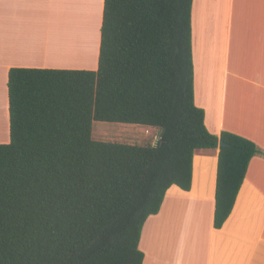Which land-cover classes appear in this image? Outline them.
<instances>
[{
    "label": "trees",
    "instance_id": "16d2710c",
    "mask_svg": "<svg viewBox=\"0 0 264 264\" xmlns=\"http://www.w3.org/2000/svg\"><path fill=\"white\" fill-rule=\"evenodd\" d=\"M192 8L193 0H104L96 70H9L0 264H143L144 225L171 186L191 189L198 150H219L214 227L224 225L261 150L205 123ZM94 119L156 128L158 142L95 140Z\"/></svg>",
    "mask_w": 264,
    "mask_h": 264
},
{
    "label": "crops",
    "instance_id": "0c3cea01",
    "mask_svg": "<svg viewBox=\"0 0 264 264\" xmlns=\"http://www.w3.org/2000/svg\"><path fill=\"white\" fill-rule=\"evenodd\" d=\"M96 1L99 10L89 22L94 53L64 61L45 53L60 30L48 14L49 0H0V143L10 142L12 67L98 68L104 0ZM192 41L195 101L208 129L244 136L261 153L250 161L234 208L217 229L219 150L196 151L191 189L171 186L160 212L144 225L143 264H264V0H193Z\"/></svg>",
    "mask_w": 264,
    "mask_h": 264
},
{
    "label": "bare ground",
    "instance_id": "6f19581e",
    "mask_svg": "<svg viewBox=\"0 0 264 264\" xmlns=\"http://www.w3.org/2000/svg\"><path fill=\"white\" fill-rule=\"evenodd\" d=\"M52 4L54 9L52 7L53 10H50L49 14L55 15L57 19H70L74 24L66 23L65 29L57 33L54 44L45 50L46 56L51 59L64 61H76L78 59L77 56L86 51L92 56L95 51L93 43L96 31L90 28L89 22L93 18L96 19L99 10L98 2L96 0H56ZM49 7L51 8L50 4ZM75 18L80 21L74 22Z\"/></svg>",
    "mask_w": 264,
    "mask_h": 264
},
{
    "label": "rangeland",
    "instance_id": "374dc122",
    "mask_svg": "<svg viewBox=\"0 0 264 264\" xmlns=\"http://www.w3.org/2000/svg\"><path fill=\"white\" fill-rule=\"evenodd\" d=\"M53 2L54 0H49V4L51 5V8L49 7L50 10L54 9V7L52 6ZM55 18V25L57 27H60L59 32L65 29L66 23H72L70 19L64 20L63 18ZM92 137L95 140L99 141H112L125 144L149 145L156 143L159 138V130L153 127H146L141 124L105 122L94 119L92 126Z\"/></svg>",
    "mask_w": 264,
    "mask_h": 264
},
{
    "label": "water",
    "instance_id": "95a60500",
    "mask_svg": "<svg viewBox=\"0 0 264 264\" xmlns=\"http://www.w3.org/2000/svg\"><path fill=\"white\" fill-rule=\"evenodd\" d=\"M158 140L156 141L155 145L157 144ZM220 144H223V142H220Z\"/></svg>",
    "mask_w": 264,
    "mask_h": 264
}]
</instances>
